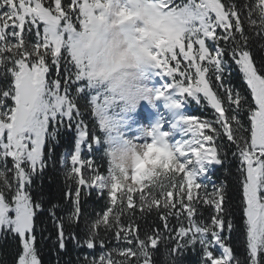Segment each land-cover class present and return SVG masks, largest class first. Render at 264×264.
Here are the masks:
<instances>
[{"label":"snow or ice","instance_id":"snow-or-ice-1","mask_svg":"<svg viewBox=\"0 0 264 264\" xmlns=\"http://www.w3.org/2000/svg\"><path fill=\"white\" fill-rule=\"evenodd\" d=\"M96 5L92 0H0V229L18 237L16 264H42L35 247V217L42 204L33 201L28 188L32 176L45 167L46 143L55 141L59 130L73 126L75 150L68 157L71 167L65 170L66 177L75 182L74 195L65 193L71 205L68 222L79 223L84 215L82 195L90 189L106 194L105 208L86 226L84 237L70 234L76 247L101 248L98 256L85 257L78 264H155L154 250L165 239L175 242L173 256L198 244L200 264H242L224 235L235 231L234 211L243 218L244 264H264V57L257 62L251 49L253 36L245 31L246 18L249 31L264 41V0L239 4L237 0H168L160 4L180 9L183 26L160 42L166 46L158 45L149 53L158 73L169 78L164 89H157V97L179 108L189 97L200 104L202 95L214 110V119L182 118L186 138L173 150L164 143V133L144 144L143 157L136 153L134 157L141 163L151 157V169L137 165L131 174L121 169L122 177H118L108 166L110 187L94 160L82 155V145L93 153L94 146L106 141L89 130L78 99L86 100L85 110L90 109L93 127L100 133L110 128L107 113L113 100L93 85V73L56 39L74 25L84 26ZM260 48L264 49V43ZM178 57L183 58V65ZM170 62H175L174 67H169ZM231 65L242 75L250 99L226 83ZM241 113L246 114V123ZM221 136L235 145L232 156L239 161L242 200L235 210L223 183L208 191L196 179L205 174L206 165L223 163V147L215 143ZM51 153L49 145V158ZM157 169L171 171L176 178L154 183L160 176ZM205 208L211 209L207 217L202 216ZM154 209L162 228L160 224L145 226L142 235L138 221ZM49 212L58 233L53 243L64 251L68 236L63 219L53 209ZM173 217L175 227L170 222ZM101 230L114 234L111 238L117 245L108 248Z\"/></svg>","mask_w":264,"mask_h":264},{"label":"trees","instance_id":"trees-1","mask_svg":"<svg viewBox=\"0 0 264 264\" xmlns=\"http://www.w3.org/2000/svg\"><path fill=\"white\" fill-rule=\"evenodd\" d=\"M242 2L243 0H237L238 4ZM245 31L253 36L251 49L254 57L259 63V59L264 57V49L260 48V44L264 43V41L256 39L254 33L249 31L246 18ZM233 68L234 67L231 65L229 74H226L227 83L246 92L247 89L242 83L239 72H234ZM84 101L78 100V106L81 111L82 108L85 107L84 103H86V100ZM85 111L90 115L89 109ZM85 121L88 124L86 119ZM75 138V127L73 126L71 129L64 127L58 131L55 141L46 143L44 148L45 167L43 169H38L37 173L32 176L31 184L28 188L29 195L32 197L33 201L42 204V210H40L35 217V234L37 237L35 247L37 248L42 264H78V261H83L85 257L92 259L101 252L99 245H97L94 250H89L83 245L80 247L74 246L70 235L75 233V235L83 238L86 226L90 225L91 221L96 218L97 213H100L105 208L106 204V194L98 195L96 190L90 189L87 195H82V211L84 215L81 217L79 223L72 225L67 220V214L70 211L71 205L65 201V193L71 192L74 195L75 182L66 177L65 170L70 168L71 165L68 160H63V158L74 151ZM215 143L223 147V151L220 153L223 163L214 166V173L211 175V178L214 184L218 185L223 183L225 185L228 203L231 204L235 210L238 207V203L242 200V193L239 185V161L232 156V152L235 151V146L232 145L231 142L223 139H218ZM49 145H51L52 148L50 158L48 154ZM101 156L102 154L99 151L94 150L93 153H90V156L86 154V159L91 157L98 165V170L101 174L106 175L108 165L106 160L101 158ZM207 187L208 191L212 190V186ZM49 209L54 210L57 218L63 219V228L65 234L68 236L66 250L64 251L59 249L58 244L53 243L58 233ZM210 212L211 209L205 208L202 211V216L207 217ZM233 214L236 226L235 231L231 233L225 231L224 235L227 237L228 246L233 250L234 257L240 259L242 264H244L247 250L243 218L242 214L239 212L234 211ZM170 222L175 227L176 221L174 217ZM138 223L140 224L142 235L145 226L152 227L155 224H160L162 228V224L158 219V213L155 209L151 213L145 214ZM174 234L175 233H173V235ZM113 235L112 233L106 235L103 230L100 231V236L106 240L108 248L117 245V242L111 238ZM164 235L168 236L167 233H164ZM174 246V241L168 239L163 240L160 246L154 250L153 259L155 264H173V260H175V264H196V261H200L201 250L198 248V245H196L195 248L188 247L186 251L176 256H173L171 253V248ZM19 250L18 237H14L12 234L2 231L0 234V264H16ZM168 257L172 258L169 259Z\"/></svg>","mask_w":264,"mask_h":264},{"label":"clouds","instance_id":"clouds-1","mask_svg":"<svg viewBox=\"0 0 264 264\" xmlns=\"http://www.w3.org/2000/svg\"><path fill=\"white\" fill-rule=\"evenodd\" d=\"M92 2L96 5V0ZM167 2L98 0V5L92 8L91 19L84 26L74 25L70 32L56 36L65 50L93 73V85L109 95L113 100L112 107L119 111L135 107L139 100L146 98L150 89L144 83L145 74L149 70H157L149 53L156 51L158 45L166 46L160 42L179 32L183 26L180 9L160 7ZM156 93L152 99L161 98ZM144 151V145L124 140L105 145L103 155L112 168V174L122 177L121 169L131 174L137 165L152 168L154 161L151 157L143 159V163L134 157V153L143 157ZM157 171L160 176L154 183L176 178L171 171ZM105 183L109 187L112 183L108 172Z\"/></svg>","mask_w":264,"mask_h":264},{"label":"rangeland","instance_id":"rangeland-1","mask_svg":"<svg viewBox=\"0 0 264 264\" xmlns=\"http://www.w3.org/2000/svg\"><path fill=\"white\" fill-rule=\"evenodd\" d=\"M63 2L64 0H62V3ZM68 2H70V0H68ZM176 2L179 3L180 0H176ZM178 59L182 62L183 65V58L178 57ZM174 65L175 62L169 63V67H174ZM232 66L234 67L233 68L234 72L237 71L239 72V70L234 65ZM51 74L53 77L55 76L54 66L51 69ZM240 76L242 78L241 74ZM161 80L165 85L169 83V78L167 76L161 75ZM213 82H214V77H213ZM144 83L150 89V92L147 94L146 98L139 100V102L136 103L135 107L126 108L125 111H119L111 106L107 113L108 116L110 117V128L104 130L102 133L99 132L98 127H93L94 118L86 113L85 111L86 103H84L85 107L82 108L83 118L87 120L88 122L87 125L89 127V130L94 131L97 135L101 136L102 140L106 141V143H101L97 146H94V150L99 151L102 154L101 158H104L106 162L107 159L103 155V149L105 145L118 144L123 142L124 140L130 141L135 145H144L146 143L152 142L157 134L164 133L166 134L164 136V143L168 145L170 150H173L177 144H179L186 138L185 129L187 125L183 123L182 118L187 116H195L198 121L204 119H208V120L214 119V115H213L214 110L207 105V102L203 100L202 95H201L200 104H197L190 97L186 102L182 103L181 107L179 108L173 107L172 104L170 103V100L165 99L163 97L159 98V101L156 104L152 99V95H154L153 94L154 87L149 80L148 71L145 74ZM226 83H227V79H226ZM242 83L247 89V86L244 83L243 79H242ZM245 94L249 95V99H250V94L247 92V90ZM80 101H84V100H80ZM240 118L242 122L244 123L247 122L246 114L241 113ZM154 128L157 130L155 133H153ZM204 131L210 134V131L208 129H205ZM219 139H223L227 141L226 137L223 136H221V138ZM81 151H82V155L85 158H86V154L90 156V153L87 151L86 145H82ZM70 155L64 156L63 160H68V157ZM10 159L11 158H9V160ZM214 166L215 164L206 165L205 174L201 176H197L196 177L197 181L209 187L213 186L214 182L211 178V175L214 173ZM2 231L6 232L4 230ZM198 248L200 249L199 245ZM215 251L218 254L219 249H216ZM199 263L200 261H196V264Z\"/></svg>","mask_w":264,"mask_h":264},{"label":"bare ground","instance_id":"bare-ground-1","mask_svg":"<svg viewBox=\"0 0 264 264\" xmlns=\"http://www.w3.org/2000/svg\"><path fill=\"white\" fill-rule=\"evenodd\" d=\"M150 72H151V74L150 75H152V76H154L155 78H160L159 77V73H158V71L157 70H150ZM156 84H158V82H155Z\"/></svg>","mask_w":264,"mask_h":264}]
</instances>
